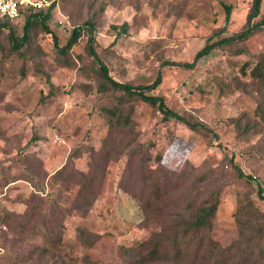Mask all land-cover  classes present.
Listing matches in <instances>:
<instances>
[{
  "label": "rangeland",
  "instance_id": "374dc122",
  "mask_svg": "<svg viewBox=\"0 0 264 264\" xmlns=\"http://www.w3.org/2000/svg\"><path fill=\"white\" fill-rule=\"evenodd\" d=\"M48 1L56 3L52 34L39 28L32 50L17 52L6 38L9 29L22 36L23 20L9 22L0 35V264H128L126 250L212 194L220 198L213 238L224 247L238 241L239 196L264 212L257 195L258 186L264 190V124L239 137L227 121L254 120L264 105V83L251 76L264 57V25L244 42L216 48L193 69L162 62H192L208 41L242 31L252 0ZM223 5L233 7L225 31ZM263 17L264 0L254 24ZM89 20L113 79L147 85L161 73L153 94L202 128L164 123L158 111L137 103L136 135H111L99 109L113 104L114 95L97 90L87 32L69 53L74 66L56 59V45L65 46L72 30ZM36 66L50 76L54 92ZM150 143V160L132 155ZM231 157L248 178L238 176ZM90 181L86 213L79 194ZM155 190L160 206L147 216L139 197ZM80 228L103 237L86 251L78 243Z\"/></svg>",
  "mask_w": 264,
  "mask_h": 264
},
{
  "label": "trees",
  "instance_id": "16d2710c",
  "mask_svg": "<svg viewBox=\"0 0 264 264\" xmlns=\"http://www.w3.org/2000/svg\"><path fill=\"white\" fill-rule=\"evenodd\" d=\"M263 0H252L250 10L246 17L245 28L222 41L211 43L208 41L205 46L196 53L192 62H174L165 60L162 66L181 67L184 69H193L198 62L211 54L216 48L224 44H231L236 41L244 42L252 36L256 28L264 25V17L260 22L254 24V21L261 15ZM55 1L49 7L41 10L26 9L23 11L24 21L22 36L15 35L10 29L6 33V38L11 42L12 49L17 52L24 48V51L33 49L37 40V31L41 28L44 32L52 34L48 26L51 19V13L55 9ZM226 13L225 24L222 31L226 30L232 14V6L223 5ZM9 21L0 19V35L5 34L8 29ZM125 23L122 28L126 32ZM96 25L92 20L85 23L84 26L75 27L67 44L62 47L56 45L57 62L71 67L75 65L73 58L69 55L74 46L79 42L84 32L88 34V43L86 53L97 64L98 86L100 93H112L114 103L111 105H102L100 115L105 120L109 133H124L129 137L136 135L137 127L133 119L136 113L137 103H143L156 111L162 117L164 123L175 122L185 125L191 130L199 131L202 128L198 123L183 114L173 110L164 99V97L154 95L153 92L158 89L162 83V75L158 73L156 79L147 85H132L129 83L119 82L112 78L110 70L104 64L95 48ZM55 38V37H54ZM56 39V38H55ZM38 72L44 74L46 83L50 91H55V86L50 80L48 74L43 73L38 66ZM251 76L264 83V57L259 60L251 70ZM254 120H245L243 116L231 117L228 123L232 125L237 136L243 137L250 133L257 132L259 126L264 124V105L254 110ZM172 137V136H171ZM173 138V137H172ZM170 138V139H172ZM110 139H113L112 137ZM115 142V141H114ZM150 146L142 145L135 147L132 155L137 151L141 153L146 160ZM231 162L239 177H249L234 163V157ZM58 175L63 174L60 170ZM95 186L94 181L83 185L80 190V202L85 208V212L90 211L92 206V190ZM150 197H139L142 211L148 216L153 210L160 206L159 191ZM257 195L264 199V190L258 186ZM219 195L212 194L200 203L194 202L189 204L183 214L177 220L163 226L159 231L153 232L148 238L136 243L133 247L125 251L126 263L128 264H264V212L255 207L252 200L248 197L239 196L237 208L234 216L240 227L241 238L228 247L221 246L212 235L213 226L219 210ZM81 207V206H80ZM78 243L88 251L98 244L103 236L92 235L83 228L79 229Z\"/></svg>",
  "mask_w": 264,
  "mask_h": 264
},
{
  "label": "built area",
  "instance_id": "2783aa9c",
  "mask_svg": "<svg viewBox=\"0 0 264 264\" xmlns=\"http://www.w3.org/2000/svg\"><path fill=\"white\" fill-rule=\"evenodd\" d=\"M48 0H0V19L20 21L26 9L41 10L50 6Z\"/></svg>",
  "mask_w": 264,
  "mask_h": 264
}]
</instances>
